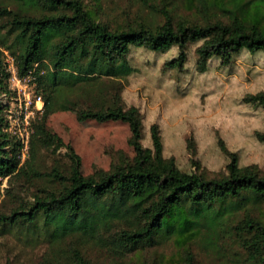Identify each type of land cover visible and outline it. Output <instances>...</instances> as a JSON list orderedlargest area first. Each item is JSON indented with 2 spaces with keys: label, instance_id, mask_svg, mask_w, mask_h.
<instances>
[{
  "label": "trees",
  "instance_id": "1",
  "mask_svg": "<svg viewBox=\"0 0 264 264\" xmlns=\"http://www.w3.org/2000/svg\"><path fill=\"white\" fill-rule=\"evenodd\" d=\"M10 1L18 4L17 11L0 8V18H9L2 28L13 35L12 42L3 45L4 51L13 59L18 77H25L35 65L37 72L42 67L46 72L41 93L37 85L44 102L42 118L32 125L22 164V145L9 135L6 107L0 103V185L2 179L19 173L29 178L39 176L34 165L38 146H64L71 164L67 176L56 169L48 174L61 184L58 193L35 196L30 208L0 217L1 224L35 226L41 221L52 238L63 239L73 235L91 238L123 223L125 228L115 233L111 246L130 251L137 244L176 229L184 235L190 231L196 234L200 227L210 228L233 216L237 208L232 203L246 195L264 201V174L256 166L240 167L234 154L224 151L229 154L226 175L207 178L182 172L173 159L164 158L156 124L149 130L152 148L143 147L142 120L136 107L126 108L119 102L107 109H75L81 122H122L130 131L128 143L134 157L121 159L110 171L92 176L82 175L79 156L61 139L51 137L45 127L53 111L72 109L65 84L71 89L81 84L78 88L83 89L102 77L127 78L133 72L127 58L131 48L165 54L176 47L177 57L166 62L164 69L183 71L188 45L198 44L195 54L200 73L207 70L213 58L229 66L242 51H264V0H184L194 20H176L168 9L171 0H161L158 6L141 0L161 17V23L140 22L116 28L97 20L81 0ZM9 77L0 59V96L12 95ZM244 101L264 107V92L247 95ZM256 136L264 142V133ZM232 229L243 237L249 260L264 264V221L248 216ZM72 257L73 264H90L78 250ZM184 264H192L190 255Z\"/></svg>",
  "mask_w": 264,
  "mask_h": 264
},
{
  "label": "rangeland",
  "instance_id": "2",
  "mask_svg": "<svg viewBox=\"0 0 264 264\" xmlns=\"http://www.w3.org/2000/svg\"><path fill=\"white\" fill-rule=\"evenodd\" d=\"M148 1L153 6L161 4V0ZM81 2L94 12L97 20L109 23L112 28L136 26L140 22L161 23V17L141 0ZM0 8L15 12L18 4L0 0ZM168 9L176 20H194L193 11L186 7L184 0L169 1ZM8 21V17L0 18V59L6 70L8 63L3 45L13 40L8 29L2 28ZM197 46L188 45L183 71L164 69L166 62L177 57L176 47L165 54L131 48L127 58L133 72L127 78L102 77L94 80L92 87L73 86L78 91L65 84L72 109L53 111L46 118L45 127L51 137L61 139L79 156L83 176L108 172L121 159L134 157L128 143L127 124L77 119L75 109H107L119 102L126 108L133 106L139 110L143 147L152 148L150 126H158L164 158L173 159L182 172L207 178L224 176L229 162V154L224 153L227 151L237 157L240 167L256 166L264 174V142L256 136L264 133V107L244 101L247 95L264 92V51L256 54L242 51L229 66H222L213 58L207 63V70L200 73L195 54ZM44 68L38 72L36 69L27 80L28 90L35 94L42 89ZM8 87L10 90L9 82ZM10 92V97L0 96V103L6 107L4 117L9 124V135L19 141L28 127L31 129V125L42 118L43 108L38 111L34 105L25 110L23 98L13 90ZM24 159L21 152V164ZM70 162L64 146L58 147L55 143L38 146L34 164L40 173L38 177L29 178L19 173L1 180L0 217L30 208L35 196L58 193L61 184L48 174L56 169L67 176ZM232 206L237 208L234 215L210 228L200 227L196 234L190 231L184 235L178 234L176 229L137 244L130 251L115 250L111 246L116 240L115 233L125 228L123 223L91 238L73 235L55 239L41 221L35 226L0 222V264H73L74 250L90 264H184L187 255L192 257V264H253L242 245L243 237L232 228L248 216L264 221V201L246 195Z\"/></svg>",
  "mask_w": 264,
  "mask_h": 264
},
{
  "label": "built area",
  "instance_id": "3",
  "mask_svg": "<svg viewBox=\"0 0 264 264\" xmlns=\"http://www.w3.org/2000/svg\"><path fill=\"white\" fill-rule=\"evenodd\" d=\"M4 53L7 57V63H8L7 72L10 75L9 77L10 90H13L14 93H17L18 97L23 98L22 101H23L25 110H28L29 108L35 105L36 110L42 111V108L44 106L42 97L38 94L31 92L30 91L31 89L28 90V87H30V85L28 84L27 80L32 75L33 71H35L36 65L32 70L28 72V74L25 77L20 78L17 75V70L13 63V59L10 56H8L6 52ZM34 85L35 84L33 83V86ZM25 118H28L27 115L25 116ZM26 124H28L27 121H26ZM8 132H9V124H8ZM32 132H33V128L31 125V129L30 127H28V132L25 134V136H22L19 140V142L22 145V158L23 159L25 158L27 154L28 147H29V139H30Z\"/></svg>",
  "mask_w": 264,
  "mask_h": 264
},
{
  "label": "bare ground",
  "instance_id": "4",
  "mask_svg": "<svg viewBox=\"0 0 264 264\" xmlns=\"http://www.w3.org/2000/svg\"><path fill=\"white\" fill-rule=\"evenodd\" d=\"M40 106V105H39Z\"/></svg>",
  "mask_w": 264,
  "mask_h": 264
}]
</instances>
